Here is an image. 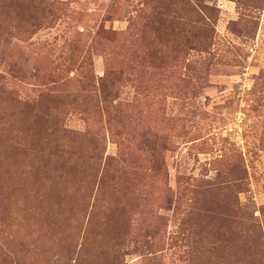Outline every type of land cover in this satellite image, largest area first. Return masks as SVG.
Segmentation results:
<instances>
[{
	"label": "rangeland",
	"instance_id": "1",
	"mask_svg": "<svg viewBox=\"0 0 264 264\" xmlns=\"http://www.w3.org/2000/svg\"><path fill=\"white\" fill-rule=\"evenodd\" d=\"M0 264H264V0H0Z\"/></svg>",
	"mask_w": 264,
	"mask_h": 264
}]
</instances>
